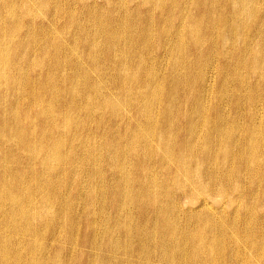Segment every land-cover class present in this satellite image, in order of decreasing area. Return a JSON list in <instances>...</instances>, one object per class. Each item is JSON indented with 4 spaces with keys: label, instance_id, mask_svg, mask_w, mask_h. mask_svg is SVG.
<instances>
[{
    "label": "bare ground",
    "instance_id": "6f19581e",
    "mask_svg": "<svg viewBox=\"0 0 264 264\" xmlns=\"http://www.w3.org/2000/svg\"><path fill=\"white\" fill-rule=\"evenodd\" d=\"M0 264H264V0H0Z\"/></svg>",
    "mask_w": 264,
    "mask_h": 264
},
{
    "label": "rangeland",
    "instance_id": "374dc122",
    "mask_svg": "<svg viewBox=\"0 0 264 264\" xmlns=\"http://www.w3.org/2000/svg\"><path fill=\"white\" fill-rule=\"evenodd\" d=\"M110 176H111V173H110L109 170H107V171H106V178H110Z\"/></svg>",
    "mask_w": 264,
    "mask_h": 264
}]
</instances>
